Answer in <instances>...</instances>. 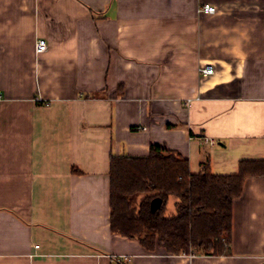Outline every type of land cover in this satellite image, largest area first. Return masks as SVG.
<instances>
[{"label":"crops","instance_id":"obj_1","mask_svg":"<svg viewBox=\"0 0 264 264\" xmlns=\"http://www.w3.org/2000/svg\"><path fill=\"white\" fill-rule=\"evenodd\" d=\"M151 145L192 174L264 160V0H0V264H264V177L224 255L111 233L109 158Z\"/></svg>","mask_w":264,"mask_h":264},{"label":"trees","instance_id":"obj_2","mask_svg":"<svg viewBox=\"0 0 264 264\" xmlns=\"http://www.w3.org/2000/svg\"><path fill=\"white\" fill-rule=\"evenodd\" d=\"M264 177V160H242L235 175L211 172L209 162L192 174L187 159L159 145L145 156L109 158V229L137 240L149 253H228L232 204L246 179ZM160 200L155 211L153 199ZM173 212L168 214V202Z\"/></svg>","mask_w":264,"mask_h":264},{"label":"built area","instance_id":"obj_3","mask_svg":"<svg viewBox=\"0 0 264 264\" xmlns=\"http://www.w3.org/2000/svg\"><path fill=\"white\" fill-rule=\"evenodd\" d=\"M196 12L198 14H214L215 13V7L208 4V3H202L198 5ZM47 50V42L43 38H39L36 41L35 44V53L40 54L44 53ZM197 72L199 75L206 77L213 74L214 70L211 65H204L197 68ZM190 256H193L192 254H189Z\"/></svg>","mask_w":264,"mask_h":264},{"label":"water","instance_id":"obj_4","mask_svg":"<svg viewBox=\"0 0 264 264\" xmlns=\"http://www.w3.org/2000/svg\"><path fill=\"white\" fill-rule=\"evenodd\" d=\"M159 204H160V200H159L158 198L153 199V200L151 201V203H150V209H151L152 211H155L156 208L159 206Z\"/></svg>","mask_w":264,"mask_h":264},{"label":"rangeland","instance_id":"obj_5","mask_svg":"<svg viewBox=\"0 0 264 264\" xmlns=\"http://www.w3.org/2000/svg\"><path fill=\"white\" fill-rule=\"evenodd\" d=\"M172 203H173V200H170L169 202H168V214H170V213H172L173 212V205H172Z\"/></svg>","mask_w":264,"mask_h":264}]
</instances>
